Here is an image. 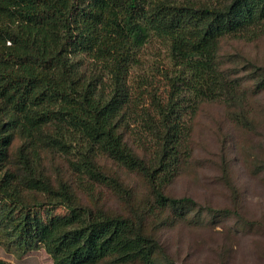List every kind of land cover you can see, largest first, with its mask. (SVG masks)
Wrapping results in <instances>:
<instances>
[{
	"label": "trees",
	"instance_id": "16d2710c",
	"mask_svg": "<svg viewBox=\"0 0 264 264\" xmlns=\"http://www.w3.org/2000/svg\"><path fill=\"white\" fill-rule=\"evenodd\" d=\"M263 21L264 0H0V243L43 246L53 264H154L161 246L133 215L74 207L23 151L11 161V131L67 155L81 180L118 187L96 164L104 157L142 173L156 201H175L161 188L187 152L190 119L227 93L220 38ZM153 40L161 68L145 64ZM41 194L55 201L29 200Z\"/></svg>",
	"mask_w": 264,
	"mask_h": 264
},
{
	"label": "rangeland",
	"instance_id": "374dc122",
	"mask_svg": "<svg viewBox=\"0 0 264 264\" xmlns=\"http://www.w3.org/2000/svg\"><path fill=\"white\" fill-rule=\"evenodd\" d=\"M252 31L220 38L216 66L227 93L201 101L190 119L187 152L161 188L175 201H156L142 173L104 157H98V168L119 186L81 180L67 155L35 147L11 130L10 160L18 162L23 151L34 173L52 189L68 188L74 207L133 215L142 232L161 246L154 264H264V21ZM145 54L147 66L162 67L165 52L158 41L147 44ZM158 80H153L156 86ZM2 108L0 101V114ZM29 200L55 201L48 194ZM54 213L67 209L58 204ZM0 258L12 264H53L40 245L22 253L0 243ZM98 264L142 263H117L108 256Z\"/></svg>",
	"mask_w": 264,
	"mask_h": 264
}]
</instances>
